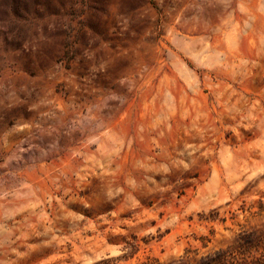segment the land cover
<instances>
[{
	"label": "rangeland",
	"instance_id": "1",
	"mask_svg": "<svg viewBox=\"0 0 264 264\" xmlns=\"http://www.w3.org/2000/svg\"><path fill=\"white\" fill-rule=\"evenodd\" d=\"M262 229L264 0H0V264Z\"/></svg>",
	"mask_w": 264,
	"mask_h": 264
},
{
	"label": "trees",
	"instance_id": "2",
	"mask_svg": "<svg viewBox=\"0 0 264 264\" xmlns=\"http://www.w3.org/2000/svg\"><path fill=\"white\" fill-rule=\"evenodd\" d=\"M147 242V239H143ZM139 243L136 237L132 241H126L121 257H132L139 250ZM117 258L104 259L101 264H114ZM157 264L160 263L157 260ZM168 264H264V229L244 230L236 240L234 246L226 249L220 248L201 255L198 259H191L188 255L181 256L173 263Z\"/></svg>",
	"mask_w": 264,
	"mask_h": 264
}]
</instances>
